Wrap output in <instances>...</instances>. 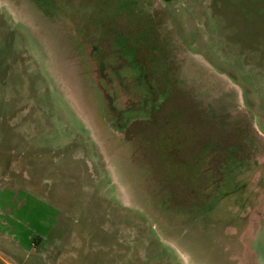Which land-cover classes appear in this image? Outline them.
Returning a JSON list of instances; mask_svg holds the SVG:
<instances>
[{
  "label": "rangeland",
  "instance_id": "obj_1",
  "mask_svg": "<svg viewBox=\"0 0 264 264\" xmlns=\"http://www.w3.org/2000/svg\"><path fill=\"white\" fill-rule=\"evenodd\" d=\"M45 1L0 0V264H264V0Z\"/></svg>",
  "mask_w": 264,
  "mask_h": 264
},
{
  "label": "flooded vegetation",
  "instance_id": "obj_2",
  "mask_svg": "<svg viewBox=\"0 0 264 264\" xmlns=\"http://www.w3.org/2000/svg\"><path fill=\"white\" fill-rule=\"evenodd\" d=\"M135 56H136V54H135ZM135 56L133 55V59H135L134 62H137V63L139 62L140 63V67L138 66L139 67V71H140V75H139L140 80L138 82H140L139 83L140 85L146 86L145 88L142 89V92H140L138 95L142 96V94H144V95L147 96V94H150V95L153 96V99H154L155 103H158V102L160 103L161 101H163L165 99H168L170 97V95H171V91L170 90H172V88H173V85H172L171 81L169 82V84H170V86H172V88L168 89V88L164 87V86H166V82H167V78L165 76H168V73H166L165 75H163V74H155V75L151 74L150 72H148L149 71L148 68L145 67L144 64H142L143 62H141L139 60V58H136L137 56L136 57ZM119 70H120V68H119ZM117 73H119V71ZM150 75L151 76L153 75L154 77L157 76L160 79L159 80L157 79V82H156V78L151 80L152 78L150 77ZM148 77H150V78H148ZM116 85L119 86L121 84L119 83V81H117ZM157 85H161V86H163V89H166L165 92H164L165 94L163 96H161V97L159 95L162 94L163 92L157 93V89H156ZM138 95H137V97H138ZM144 97H142L143 99L139 100L138 102L133 101V102L127 104V105H126V103H124V105H123L124 109L121 106H119V108L113 106V110L112 111H116L117 112L116 114H118L119 122L121 123L120 128H123L125 134H127L126 130L129 127H131L130 124L133 123V122H136L139 119L131 118L126 123L123 115L126 114L127 112H130V111L136 112L137 110H139L140 106H141V103H143V101H145V99H146ZM198 100L199 99H197V98L195 99L196 103H199ZM112 105H113V103H112ZM150 115H151V113H150ZM128 124H129V126H128ZM252 165H253V169L255 171H257V176H256L255 179L259 180L261 175H262V178H263L264 177V173H262V174L260 173L261 170L263 169L262 164H259L257 162V160H254ZM259 188L262 189V186L260 185ZM263 218H264V216H263ZM261 222H263V224H264V219Z\"/></svg>",
  "mask_w": 264,
  "mask_h": 264
},
{
  "label": "crops",
  "instance_id": "obj_3",
  "mask_svg": "<svg viewBox=\"0 0 264 264\" xmlns=\"http://www.w3.org/2000/svg\"><path fill=\"white\" fill-rule=\"evenodd\" d=\"M36 241H38V240H37V239H35V242H36ZM34 244H35V243H34ZM36 245H38V243H36V244L34 245V247H33V251H34V252H36V251H37V249H38V247H37Z\"/></svg>",
  "mask_w": 264,
  "mask_h": 264
},
{
  "label": "trees",
  "instance_id": "obj_4",
  "mask_svg": "<svg viewBox=\"0 0 264 264\" xmlns=\"http://www.w3.org/2000/svg\"><path fill=\"white\" fill-rule=\"evenodd\" d=\"M36 1H37V4H39V5H41L42 3H46L45 0H36ZM41 1H42V3H41Z\"/></svg>",
  "mask_w": 264,
  "mask_h": 264
}]
</instances>
